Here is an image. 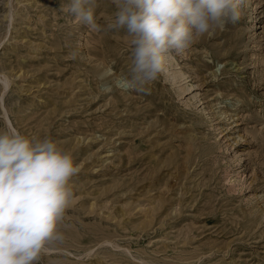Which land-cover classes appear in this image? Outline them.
<instances>
[{
    "label": "rangeland",
    "instance_id": "obj_1",
    "mask_svg": "<svg viewBox=\"0 0 264 264\" xmlns=\"http://www.w3.org/2000/svg\"><path fill=\"white\" fill-rule=\"evenodd\" d=\"M0 0V130L49 138L79 172L37 264H264V0L171 54L148 94H102L126 74L130 37L59 4Z\"/></svg>",
    "mask_w": 264,
    "mask_h": 264
},
{
    "label": "clouds",
    "instance_id": "obj_2",
    "mask_svg": "<svg viewBox=\"0 0 264 264\" xmlns=\"http://www.w3.org/2000/svg\"><path fill=\"white\" fill-rule=\"evenodd\" d=\"M244 0H117L105 30L130 37V66L117 74L111 66L97 75L102 94L113 89L148 94L167 70L173 52L223 31L241 16ZM96 0H69L59 8L95 31ZM79 172L72 155L57 142L0 130V264H37L42 253L63 244L60 230L72 197L70 179Z\"/></svg>",
    "mask_w": 264,
    "mask_h": 264
}]
</instances>
